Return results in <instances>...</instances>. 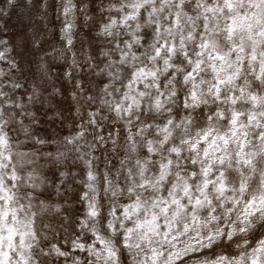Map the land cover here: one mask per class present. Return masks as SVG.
I'll list each match as a JSON object with an SVG mask.
<instances>
[{
	"label": "clouds",
	"instance_id": "1",
	"mask_svg": "<svg viewBox=\"0 0 264 264\" xmlns=\"http://www.w3.org/2000/svg\"><path fill=\"white\" fill-rule=\"evenodd\" d=\"M0 264H264V0H0Z\"/></svg>",
	"mask_w": 264,
	"mask_h": 264
}]
</instances>
